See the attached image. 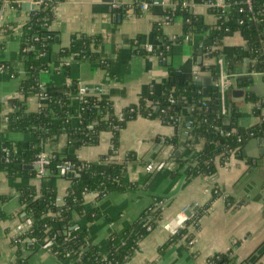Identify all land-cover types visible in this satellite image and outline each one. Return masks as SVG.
<instances>
[{
	"label": "crops",
	"instance_id": "obj_1",
	"mask_svg": "<svg viewBox=\"0 0 264 264\" xmlns=\"http://www.w3.org/2000/svg\"><path fill=\"white\" fill-rule=\"evenodd\" d=\"M137 1L59 0L53 7L46 29L52 39L49 51L33 53V58L46 64L36 72V78L41 90L67 95L71 124L78 123L81 113L86 94L79 92L81 86H98L88 93L110 102L114 114L123 119L127 106L158 91L168 78L169 67L180 72L176 78L193 76L197 81L213 76L208 67L216 65L218 69L217 58L231 79L223 98L224 116L233 109L239 126L258 124L259 116L249 96L264 98L256 94L241 97L232 94L233 89L240 87L236 76L249 69V59L235 64L232 72L227 70V59L235 55L236 49L246 47L240 30L223 33L216 45L211 34L219 20L227 24L235 22L237 11L232 0H215L219 4L217 12L206 6V0H191L185 7L191 18L177 14L168 20L167 11H174L178 0H157L146 9L138 8ZM32 3L33 0H0V62L5 65L0 68V162L3 146L9 143L16 153L32 145L36 153L55 156L58 161L66 158L103 166L108 161L123 163L122 180L132 186L101 196L85 193L83 214L72 212L69 222L85 232L89 247L105 256L111 235L124 240L126 230L135 233L142 226L145 209L151 205L160 208L159 225L139 238L119 264H206L209 257L224 253L232 256L230 264H264V162L253 163L264 142L249 143L251 138L239 152L231 153L223 161L215 159V172L205 176L187 173L203 147L202 141L188 142L187 114L178 128L160 117L137 115L126 120L112 152L109 129L101 130L95 143L81 144L70 138L65 129L47 132L36 139L28 132L9 128L7 118L15 99L22 101L27 111H36L43 104L38 92L23 94L20 89L21 82L31 75L20 45L27 34ZM197 25L203 28L193 30ZM75 35L97 39L94 50L98 56L79 58L74 53L62 54ZM165 43L170 44V55L165 59L161 60L159 53L143 52L159 49ZM214 49L218 55L210 56L208 50ZM215 83L216 80L207 91ZM99 112L102 117L107 116V111ZM182 134L185 144L180 147ZM175 135H178L176 146L163 142ZM151 160L163 161L165 166L151 172L145 167ZM30 164L19 163L13 174L0 168V264H72L76 256L59 257L42 244L30 247L29 242L14 243L19 226L34 223L33 217L25 213L19 189L48 187L62 197L70 186L71 178L53 176L51 172L31 175L34 168L26 167ZM189 206L197 209L188 217L181 211ZM203 207L205 210L187 227L191 237L169 241Z\"/></svg>",
	"mask_w": 264,
	"mask_h": 264
},
{
	"label": "trees",
	"instance_id": "obj_2",
	"mask_svg": "<svg viewBox=\"0 0 264 264\" xmlns=\"http://www.w3.org/2000/svg\"><path fill=\"white\" fill-rule=\"evenodd\" d=\"M58 1L51 0L33 8L31 17L26 23L27 34L20 45V53L26 57L25 64L31 74L27 80L21 82V92L23 94L38 92L42 97L43 104L36 111H27L22 101L15 99L13 109L7 118L9 128L28 132L36 139L47 132H59L65 129L70 138L78 140L81 144L95 143L99 132L109 129L112 132L110 150L112 152L118 145V133L126 120L137 115L160 117L167 121L173 118L174 120L170 121L174 127L178 128L181 125L183 115L187 114L190 121L188 124L190 135L188 142L202 141L203 144L195 165L190 167L187 173L205 176L215 172V159L218 158L223 161L231 153L239 152L241 147L251 138L264 135V114H261L264 102L262 100L255 96H249V99L255 104L254 112L259 116V122L252 127H241L237 123L233 109L229 110L228 116L219 114L217 89L212 88L204 93L202 87L194 81L193 76L178 79L175 70L171 67L168 69V78L159 85L158 91L149 93L138 103L127 106L123 111V119L114 114L110 102L98 100L91 93L84 94L78 123L72 125L69 118L70 108L68 107L67 95L41 90L36 72L44 69L46 64L38 58H33L35 49L40 53L49 51L52 39L44 37V33L48 31L43 30L42 25H49L53 7ZM178 1L181 2V0ZM238 1L235 22L227 24L219 20L211 30L213 42L215 45L218 44L223 33L227 31L240 30L246 47L236 49L235 55L227 59V70L232 72L235 64L244 58H248L250 71L264 76V3L262 0H251L252 14L241 0ZM214 11L217 12L218 9ZM167 14L172 17L182 14L186 18H191L188 11L182 8L180 4H177L174 11L168 10ZM202 28L197 25L193 30ZM158 32L159 30L156 33L158 34ZM96 43L97 39L95 38L75 35L72 37L70 45L62 49V54L74 53L79 58H95L98 56L94 50ZM143 52L159 53L162 60L170 55V44L165 43L159 49ZM208 53L210 56L218 55V51L215 49L208 50ZM0 67L4 68L5 65L0 62ZM208 70L213 76L216 75V65H210ZM241 81L242 84L239 86L244 87L245 79ZM152 105H156L158 109L154 110ZM99 110L107 111V116L102 117ZM90 122L92 123L91 128H89ZM177 136L165 138L163 142L176 146ZM14 145L20 147L19 143ZM13 148V144L9 143H5L3 146V149H7V154L3 151V161L0 162V168L6 170L8 174L16 172L19 163L32 162L36 153L32 145L24 150H19L17 153L14 152ZM57 162L58 159L54 156L48 166L49 172L53 176L56 175L55 165ZM73 162L75 174L70 179V186L66 193L61 197L62 203L59 204L55 200L57 193L53 188L36 189L29 186L19 189V198L25 204V213L33 217L34 223L18 235L14 243L17 245L19 239L25 238H34L36 242L39 241L42 245L48 243L46 248L59 257L76 256L77 259L72 264H119L134 248L139 238L159 225L158 219H160L161 210L158 207L155 208L154 205L145 209L141 218L146 220L150 215L151 218L147 224L140 225L135 233L126 230L124 240L121 241L116 235H111L108 238L107 252L105 256H101L88 246L84 231L78 228L68 229L72 212L83 214V196L87 192L101 196L110 190H122L132 185L122 180L123 163L121 162L108 161L104 166L100 163L81 165V162L76 160ZM30 174L35 175V172L30 171ZM239 204L241 203L236 205ZM205 208L203 207L201 211L186 220L184 225L171 235L169 241L191 237L187 227L192 220L200 216ZM147 225L150 226L149 230L146 229ZM65 231L69 234L67 235ZM231 262L232 256L224 253L209 257L206 264H230Z\"/></svg>",
	"mask_w": 264,
	"mask_h": 264
},
{
	"label": "built area",
	"instance_id": "obj_3",
	"mask_svg": "<svg viewBox=\"0 0 264 264\" xmlns=\"http://www.w3.org/2000/svg\"><path fill=\"white\" fill-rule=\"evenodd\" d=\"M49 1H51V0H33V3L32 4H33L34 8H36L40 4L47 3ZM189 1H191V0H181V2H177V4H180V6L182 8H185L188 5ZM238 2H239L238 0L232 1V3L235 5V7L238 4ZM241 2L243 4H245L248 7V9L252 12L251 0H241ZM155 3H157V0H155V1H153V0H138L136 2V5L140 9H146L148 6L153 5ZM205 4H206L207 7L212 8L214 10L218 9L217 7L219 5L218 2H216L215 0H206ZM33 10L34 9H32V11ZM218 11H220V10L218 9ZM252 14H253V12H252ZM170 18H171V16L167 14L166 19L168 20ZM47 26H48L47 24H43L42 25V29L43 30H46L47 29ZM44 37L46 39H49V38H51V34L48 33V32H46V33H44ZM36 51L39 54H42L38 50H36ZM216 64L218 66V69H216V75H215V77H216V83H215V86H216V88L218 90V94H219V101H220L219 102V105H220L219 114H221V115L224 116V115H226V108H225V104L223 103V98H224V95H225L226 91L231 86V79H229V75L226 74V72H224V70L222 68V62H221V59L220 58H217V63ZM87 89L88 88L86 86H81L79 88V92L80 93H86L87 94ZM170 100H172V99H170ZM83 101H84V99H83ZM262 102H264V100H262ZM152 108H154V105H152ZM263 110H264V107H263ZM170 120L173 121L174 119L171 118ZM91 126H92V123L90 122L89 128H91ZM187 129H189V126L187 127ZM220 132H222V131L220 130ZM13 149H14V152H16V149L15 148H13ZM4 152H5V154H7V149H4ZM52 158H53L52 156L47 155V154H45L43 152L36 153L35 154V157H34V159L32 161V165H33V168H34L35 175H37V176H43V175H45L48 172L47 171V168H48L49 163H50V160ZM6 161H7V159H6ZM84 164L85 163H81V165H84ZM74 166H75V164H74L73 161H70V160H64L63 161L62 160V161H58L56 163L55 169L56 170L57 169L58 170H63V171H70V170H74ZM164 166H165V162H163V161H154V160L149 161L145 165L146 169L149 170V171H158V170L163 169ZM55 200L58 203L62 202L61 197H56ZM183 211L184 210H182L181 212H183ZM150 218H151V216L149 215L146 218V220H143L142 221L141 224L142 225L147 224V222L149 221ZM29 226H30L29 224H23V225L19 226V229L17 231L18 235L22 234ZM146 229L149 230L150 229V226L147 225L146 226ZM66 234L68 235L69 233L66 232ZM18 241L23 242V243L29 242V243L41 245L40 242L39 241L36 242L34 238H25L23 240H20L19 239ZM47 245H48V243L46 245H43V246L46 247Z\"/></svg>",
	"mask_w": 264,
	"mask_h": 264
},
{
	"label": "water",
	"instance_id": "obj_4",
	"mask_svg": "<svg viewBox=\"0 0 264 264\" xmlns=\"http://www.w3.org/2000/svg\"><path fill=\"white\" fill-rule=\"evenodd\" d=\"M244 62L247 63L248 59H245ZM176 73L179 74L180 72L176 71ZM236 79L238 80V85H241L242 84L241 80L245 79V86L244 87L240 86L239 88L233 89L232 90L233 96L241 97V96H244V94L245 95L246 94H249V95L256 94L259 97L264 98V76L262 74L253 73L250 71V69H248V71L246 73L237 75ZM215 80H216L215 76H204L200 80H197L196 84L201 86L203 92L205 93L207 91V87ZM85 86L88 88L87 93L92 91V89L95 87L98 88V86H94V85H90V84L85 85ZM213 88L217 89L216 86H214ZM157 109H158V107L155 106L154 110H157ZM226 119H228V118H226ZM182 137H183L182 140L179 142L180 147H183L185 144V139H184L185 134H182ZM262 142H264V138H262V137H254L249 141V143H253V144L262 143ZM178 152H179V150H176V154ZM63 160H66V158H64ZM259 160L261 163L264 162V143L259 148L258 154L255 155L253 163L256 165ZM26 167L32 169L33 165L30 164L29 166H26ZM47 171L48 172L45 175L49 174V168H47ZM261 171H263V170H261ZM151 172H153V171H151ZM55 174H56L55 176H65L66 178H72L74 176L75 172H74V170L63 171V170L57 169L55 171ZM260 187H262V186H260ZM196 209H197L196 207L189 206L184 210V214L189 217L190 215H192L194 213V211ZM74 227H75V225L70 226L68 229H72ZM29 245H30V247L34 246L33 243H30Z\"/></svg>",
	"mask_w": 264,
	"mask_h": 264
}]
</instances>
